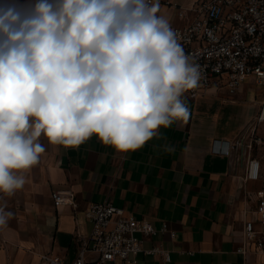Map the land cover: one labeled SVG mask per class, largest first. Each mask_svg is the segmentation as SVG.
Masks as SVG:
<instances>
[{"label":"crops","instance_id":"0c3cea01","mask_svg":"<svg viewBox=\"0 0 264 264\" xmlns=\"http://www.w3.org/2000/svg\"><path fill=\"white\" fill-rule=\"evenodd\" d=\"M157 15L165 16L172 28L183 25L176 7L161 6ZM244 87L231 95L216 83L195 101L182 97L189 109L187 121L161 127L159 136L135 151L119 153L95 135L72 148L46 139V160L24 173V186L13 194L19 205L6 211L11 215L0 226V264H42L44 255L74 261L78 236L87 238L92 231L90 206L105 202L158 230L166 224L176 233L175 238L158 233L144 243L145 251L159 247L167 252L169 262L143 253L138 264H251L250 254L238 249L244 244L245 224L257 220L264 194V150L254 155L242 132L248 114ZM229 146L228 154L217 152ZM43 157L41 153L39 159ZM254 158L262 166L258 182L246 179ZM250 186H262L250 197L253 209ZM58 190L72 191L77 207H56L52 194Z\"/></svg>","mask_w":264,"mask_h":264},{"label":"clouds","instance_id":"9594fccd","mask_svg":"<svg viewBox=\"0 0 264 264\" xmlns=\"http://www.w3.org/2000/svg\"><path fill=\"white\" fill-rule=\"evenodd\" d=\"M159 11V0L0 4V193L24 186L41 136L72 148L95 135L127 153L187 121L182 97L201 72ZM10 215L0 207V226Z\"/></svg>","mask_w":264,"mask_h":264},{"label":"built area","instance_id":"2783aa9c","mask_svg":"<svg viewBox=\"0 0 264 264\" xmlns=\"http://www.w3.org/2000/svg\"><path fill=\"white\" fill-rule=\"evenodd\" d=\"M19 0H15L18 3ZM9 0H3V3ZM160 7H176L183 25L173 27L178 42L190 61L199 65L201 80L197 88L183 97L197 100L204 97L216 83L223 85L229 94H236L245 83L264 86V0H192L187 5H177L173 0H159ZM237 144H233L232 149ZM218 149L219 153H229ZM262 166L251 159L246 179L258 182ZM56 207H77L70 190L53 192ZM257 220L247 222L244 244L238 249L247 254L251 248L264 251V194L257 204ZM92 231L87 238L78 236L77 257L65 263L59 257L44 255L42 264H138L141 254L160 256L170 261L167 252L159 247L144 250V243L158 233L175 238L164 224L161 229L147 220H137L124 209L111 202L92 204L88 210Z\"/></svg>","mask_w":264,"mask_h":264},{"label":"rangeland","instance_id":"374dc122","mask_svg":"<svg viewBox=\"0 0 264 264\" xmlns=\"http://www.w3.org/2000/svg\"><path fill=\"white\" fill-rule=\"evenodd\" d=\"M185 0H178L177 2L184 5ZM3 4V0H0ZM245 102L248 104V114L243 117L245 118V123L243 125V133L248 137V146L254 155L260 153L264 150V86L252 85L249 81L245 83ZM241 116V115H240ZM257 127V130L250 132L251 129ZM39 142L44 147L43 158L39 161L44 162L46 160L45 154H48V145L46 138L41 136ZM262 186L254 187L250 186L248 189V199L250 202V209L254 208V203L250 200L255 194L260 193ZM247 190V189H246ZM13 199V200H12ZM19 202L15 200V196L0 193V207L4 209V212L10 211L17 207ZM251 246L249 250L251 264H264V251L252 250Z\"/></svg>","mask_w":264,"mask_h":264}]
</instances>
